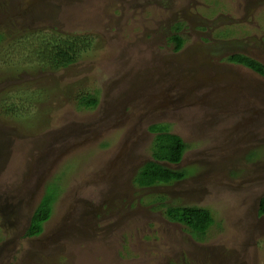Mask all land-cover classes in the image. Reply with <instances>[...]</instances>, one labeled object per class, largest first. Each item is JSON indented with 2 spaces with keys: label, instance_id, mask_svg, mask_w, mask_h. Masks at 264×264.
<instances>
[{
  "label": "rangeland",
  "instance_id": "374dc122",
  "mask_svg": "<svg viewBox=\"0 0 264 264\" xmlns=\"http://www.w3.org/2000/svg\"><path fill=\"white\" fill-rule=\"evenodd\" d=\"M0 32V264H264V77L227 60L264 63V0H0ZM157 124L187 175L140 187ZM168 205L215 223L198 238Z\"/></svg>",
  "mask_w": 264,
  "mask_h": 264
},
{
  "label": "trees",
  "instance_id": "16d2710c",
  "mask_svg": "<svg viewBox=\"0 0 264 264\" xmlns=\"http://www.w3.org/2000/svg\"><path fill=\"white\" fill-rule=\"evenodd\" d=\"M181 27V23H179L174 29L178 31ZM171 39L175 43L176 51L180 50L186 41L185 36L178 32H175L171 36ZM3 40L4 36L0 32V44ZM70 53L71 52L69 51L65 52L64 50H60L58 56L61 54L62 59L65 60L58 61L53 67H61L65 64V61L68 63L71 59ZM227 60L235 64L244 65L264 76V63L253 57L237 53L230 55ZM97 102V98H92L90 96L84 97L82 104L87 107H93ZM152 130L158 131L153 146V159L146 162L135 177V182L140 187H150L160 183L179 181L187 175L184 170H174L165 166L162 162L180 163L185 152L189 148V144L180 135L170 132L168 126L165 124L153 125ZM59 195L60 193L57 192L55 188L47 185L45 193L35 209L29 226L26 229V236H39L43 233L45 223L53 215L54 205ZM260 204V213L264 214V196L262 197ZM166 214L169 219L186 225L187 228L198 238H205L210 227L215 223L210 209L196 205H168Z\"/></svg>",
  "mask_w": 264,
  "mask_h": 264
},
{
  "label": "flooded vegetation",
  "instance_id": "af4514ba",
  "mask_svg": "<svg viewBox=\"0 0 264 264\" xmlns=\"http://www.w3.org/2000/svg\"><path fill=\"white\" fill-rule=\"evenodd\" d=\"M175 32H181V31H175ZM180 34V33H179ZM237 53H242V54H245V55H247V56H250V57H252L251 55L253 54L252 52H251V50H247V49H245V48H238V50H233V51H231V54L230 55H234V54H237ZM229 55V56H230ZM256 59V58H255ZM230 62V61H229ZM233 63V62H232ZM233 64H235V63H233ZM237 65H241V64H237ZM242 66H244V65H242ZM245 67V66H244ZM262 76V75H261ZM264 77V76H263Z\"/></svg>",
  "mask_w": 264,
  "mask_h": 264
}]
</instances>
